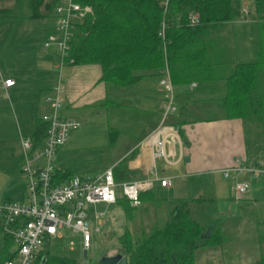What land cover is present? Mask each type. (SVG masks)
I'll use <instances>...</instances> for the list:
<instances>
[{"label": "crops", "instance_id": "0c3cea01", "mask_svg": "<svg viewBox=\"0 0 264 264\" xmlns=\"http://www.w3.org/2000/svg\"><path fill=\"white\" fill-rule=\"evenodd\" d=\"M7 1V4L0 2V17L8 18L7 23L0 24V78L13 80L14 86L7 90L0 87V197L15 201L25 198V186L19 171L22 163L19 137H31L36 121L50 113V105L45 98L59 78L63 89L59 116L76 120L79 127L69 134L67 142L56 150L52 158L57 180L62 181L67 175L86 176L96 172L88 173L69 166L73 151L84 145L91 154L103 155L104 165L100 171L111 168L113 175L125 177L124 181L152 177L153 170L159 177L170 178L168 188L160 187L156 182L151 190L140 194L137 207L129 206L120 196L114 204L98 203L105 210L122 205L125 216H129L131 209H142L149 203V212L136 218L146 230L133 238L149 232L152 227L166 225L179 206L200 225L206 216L208 225H214V230L218 227L224 237L227 229L215 222L229 219L230 211L225 209L226 203L218 200H223L226 194L228 199L231 198L234 173L223 177L222 170L233 166L256 168L259 171L254 175L237 174L239 179L249 178L250 186L236 200L238 202H230L240 205L241 201H247L242 208L246 214L242 217L249 223L252 221L250 228L253 225L256 236L253 240L255 250L249 251V255L243 252L244 256L253 252L255 255L244 263L257 260L264 252V168L255 163L259 157H247L246 130L260 135L253 132L254 127L227 117L223 105L227 94L225 81L173 85L176 110L164 125L172 127L175 133L164 145L166 158L152 159V149L145 140L159 123L163 99L157 85L158 78L143 76L131 86L116 87L100 81L101 71L97 65H67L59 77V56L55 45L59 34L55 21L48 25H29L39 19L21 17L16 0ZM50 17L54 19L53 14ZM228 24L211 29V37L217 38L220 28L224 29ZM231 45L228 42L225 46L232 53ZM233 59L244 62L243 56L237 58L233 54ZM191 84L194 87L190 88ZM6 116L10 121L8 131L3 129ZM258 203V210L255 209L259 213L251 209ZM95 213L100 215L95 218ZM93 219L95 226L107 224L102 212L95 211ZM3 241L0 231V250ZM233 241L236 246L235 239ZM233 244L230 245L229 239L224 242L222 238L217 248L201 256L227 264L228 253L223 251L226 246L227 251L232 250ZM198 260L203 261L201 257ZM210 263L216 264L214 260Z\"/></svg>", "mask_w": 264, "mask_h": 264}, {"label": "trees", "instance_id": "16d2710c", "mask_svg": "<svg viewBox=\"0 0 264 264\" xmlns=\"http://www.w3.org/2000/svg\"><path fill=\"white\" fill-rule=\"evenodd\" d=\"M59 1L16 0V5L21 17L38 20L51 16ZM162 1L74 0L81 7H90L91 15L71 34L69 57L73 65L99 66L100 81L116 87L131 86L143 76L158 78L164 62L174 86L225 81L227 117L256 126L253 132L264 140V29L260 28L251 43L254 60L236 62L210 34L211 29L231 21V0H169L166 12L160 6ZM252 1L254 16L264 25V0ZM190 15L197 17L195 25L190 26ZM161 23L163 39L158 36ZM45 128L40 119L36 121L30 137L35 147L41 145ZM56 177L53 173L55 182L64 181ZM113 177L116 181L125 179ZM2 235L0 264L10 260L15 251L9 249L11 236ZM222 238L218 228L204 234L202 226L179 206L163 227H152L137 238L126 230L118 243L127 264H196L195 251L218 247ZM32 264L77 263L40 249ZM233 264H264V252L254 262Z\"/></svg>", "mask_w": 264, "mask_h": 264}, {"label": "built area", "instance_id": "2783aa9c", "mask_svg": "<svg viewBox=\"0 0 264 264\" xmlns=\"http://www.w3.org/2000/svg\"><path fill=\"white\" fill-rule=\"evenodd\" d=\"M168 1L163 0L160 3L163 12L167 11ZM52 14L59 34L55 45L59 56L57 69L60 77L64 67L73 65L69 57L71 34L78 24L91 15V9L88 6L81 7L74 0H60ZM240 15L241 21L247 22L249 13L246 7L241 9ZM188 20L190 26L198 22L194 15L188 16ZM160 27L158 36L163 39V23ZM158 74L157 85L161 90L163 103L158 126L145 140V144L152 149V159L166 158L164 145L175 133L172 127L164 125L166 119L176 110L174 88L166 62ZM0 85L2 90H7L14 86V81L0 78ZM62 94L63 89L58 78L50 95L45 98L50 105V113L40 117V121L46 125L41 145L35 147L30 137H19L22 155L19 171L25 180L26 200L15 201L0 197V230L11 236L15 246L13 257L3 264H32L42 245L58 236L60 229H68L72 234L79 235L81 249L87 252L90 248L91 231L86 221V205L114 204L120 196L129 206L137 207L140 205V194L151 190L154 183L157 182L163 188L171 185L170 178L159 177L154 170L152 177L116 181L111 168L93 175H71L62 182H55L52 158L56 150L67 142L69 134L79 127L76 120L59 116ZM258 171L256 168L240 169L237 166L222 170L223 177L229 176L230 172L234 173L232 200H239L248 190L246 180L239 179L237 174L254 175ZM99 215L100 213H95V218ZM99 230L100 227L95 226L94 231Z\"/></svg>", "mask_w": 264, "mask_h": 264}, {"label": "rangeland", "instance_id": "374dc122", "mask_svg": "<svg viewBox=\"0 0 264 264\" xmlns=\"http://www.w3.org/2000/svg\"><path fill=\"white\" fill-rule=\"evenodd\" d=\"M0 2H6L7 0H0ZM246 7L249 15L247 17L248 21L252 20L251 22H243L241 21V15L240 11L242 8ZM254 8H253V1L252 0H231V21L228 22L229 24L226 26V28H220L218 37L216 38L218 45H220L221 48H225L228 51L229 49L225 45H227L228 42L232 43L231 48L232 53L235 54L237 58L240 56L244 57V62H251L254 60V56L251 51V43L254 41L259 35L260 30L264 29V25H259L261 22V19L258 20L254 16ZM257 20V21H256ZM8 18L5 19L3 16L0 17V24L7 23ZM54 19L50 16L47 18L39 19V21H32L29 25H48L50 23H53ZM222 26V25H221ZM220 27V26H217ZM261 28V29H260ZM218 29V28H217ZM264 32V30H263ZM264 38V37H263ZM45 45V44H44ZM231 53V52H230ZM231 53V54H232ZM248 53L252 54L251 56L248 55ZM232 54V55H233ZM229 59V58H228ZM239 62V61H236ZM208 116V115H205ZM4 128H6V131H8V125L10 126V121L7 118V116L4 118ZM11 123H13L11 121ZM255 128L256 126L253 125ZM246 148H247V157H259L255 163H259L261 167L264 168V140L261 138V136H257L256 134H252L246 130ZM72 155V156H71ZM70 156L71 163L69 166L78 169V170H85L88 173H91L96 170V172L91 173L89 175H93L100 171L102 165H104V157L103 155H97L91 154L89 150H86V147L84 145H81L79 149L76 151H73V153ZM259 160V162H258ZM69 161V160H68ZM24 186H25V180L22 177ZM230 179V178H229ZM246 183H248L249 188V182L251 181L249 178H245ZM233 182V179H231V184ZM230 181H227V184H229ZM25 192H26V186H25ZM24 200H26V194L24 193ZM256 199L260 200L258 196L255 197ZM226 199V200H224ZM231 199V198H230ZM228 199L227 194L224 196L223 200H218L219 202L226 203V206L224 205L226 210L230 211L229 219H222L215 222L218 224V226H222V228H226L227 231L224 233L223 241L230 240V245L234 243V239L236 241L232 245L233 249L230 251H227V246L223 249L225 253L227 254V263H244L251 261L252 256H254L251 253L250 256H244L243 252L249 255V251L255 250L254 248V228L253 225H251L252 229L250 228V224L252 221H249L247 219H244L242 216L246 214V212L242 209L243 205L247 201H241L238 204H232L231 202H238ZM217 201L218 206L220 205ZM231 201V202H230ZM258 202V201H257ZM258 205H254L251 209L255 211L258 210ZM150 204L147 203V207H149ZM240 206V207H238ZM85 211L87 213V219L89 229L91 231V242H90V248L86 252V258L83 257V251L81 249L79 240L80 236L77 234H72L68 229H60L58 236L51 238L47 240L45 244L42 245L41 249H44L48 255L51 256H58V257H69L75 260L77 264H95V262L104 255L110 254H116V253H123L119 243H118V237L123 234L124 229H128L132 238L135 236H138L139 233H141L144 229V224L139 222V214L144 213L145 215L147 212H149V208L144 207L142 209H131V212L129 216H125L123 213V206L122 205H114L110 208H107L105 210L104 206L101 204H97L94 207L92 205H86ZM256 207V209H255ZM224 209V212L226 211ZM102 212L104 213V219L107 221V224L101 225L99 231H94L95 229V223L93 219V213L94 212ZM208 210H205V212ZM258 212V211H257ZM259 213V212H258ZM259 215V214H258ZM257 215V217H258ZM206 217V216H205ZM201 221V226L203 228V233L208 234L212 230H214L215 226L208 225V222L206 221V218ZM218 228V227H217ZM225 229V230H226ZM148 232H145V235ZM222 234V233H221ZM137 238V237H136ZM248 238V240H247ZM229 242V241H228ZM238 245V249H237ZM14 245L10 246V252L14 251ZM217 246L214 247H203L202 250L196 251V254H194L195 262L196 263H205V264H211L210 262H214L216 264L221 263L220 260L217 259H210L208 257L201 256L202 253H205L209 250L215 249ZM239 250V251H238ZM232 251V252H231ZM240 252V253H239ZM257 253V252H256ZM201 257L202 262L198 260V258ZM212 257V256H211ZM249 257V258H248ZM234 259V260H233Z\"/></svg>", "mask_w": 264, "mask_h": 264}, {"label": "water", "instance_id": "95a60500", "mask_svg": "<svg viewBox=\"0 0 264 264\" xmlns=\"http://www.w3.org/2000/svg\"><path fill=\"white\" fill-rule=\"evenodd\" d=\"M83 251V257L86 258V251ZM42 263V262H41ZM95 264H127L126 258L121 253H116L113 255L101 256Z\"/></svg>", "mask_w": 264, "mask_h": 264}]
</instances>
